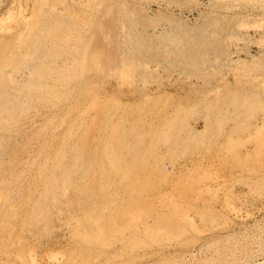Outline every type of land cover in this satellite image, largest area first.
<instances>
[{
  "label": "rangeland",
  "instance_id": "rangeland-1",
  "mask_svg": "<svg viewBox=\"0 0 264 264\" xmlns=\"http://www.w3.org/2000/svg\"><path fill=\"white\" fill-rule=\"evenodd\" d=\"M0 183V264H264V0H0Z\"/></svg>",
  "mask_w": 264,
  "mask_h": 264
},
{
  "label": "bare ground",
  "instance_id": "bare-ground-1",
  "mask_svg": "<svg viewBox=\"0 0 264 264\" xmlns=\"http://www.w3.org/2000/svg\"><path fill=\"white\" fill-rule=\"evenodd\" d=\"M152 127V126H151ZM87 136V135H86ZM89 138V137H88ZM77 157V156H76ZM8 179V178H7ZM14 181V180H13ZM9 182V181H8ZM12 182V181H11ZM5 183V181H4ZM1 184V183H0ZM64 184V183H63ZM20 189V188H19ZM9 194V193H8ZM63 196V195H62ZM98 201V200H97ZM59 210V209H58ZM20 254V253H19ZM16 257V256H15ZM54 257V256H53ZM32 258V257H31ZM34 259V258H33ZM35 260V259H34Z\"/></svg>",
  "mask_w": 264,
  "mask_h": 264
}]
</instances>
